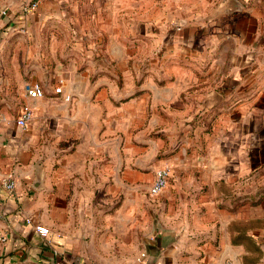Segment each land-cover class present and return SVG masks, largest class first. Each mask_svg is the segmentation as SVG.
Listing matches in <instances>:
<instances>
[{"label":"crops","instance_id":"1","mask_svg":"<svg viewBox=\"0 0 264 264\" xmlns=\"http://www.w3.org/2000/svg\"><path fill=\"white\" fill-rule=\"evenodd\" d=\"M32 1L0 0V264H264V0Z\"/></svg>","mask_w":264,"mask_h":264},{"label":"built area","instance_id":"2","mask_svg":"<svg viewBox=\"0 0 264 264\" xmlns=\"http://www.w3.org/2000/svg\"><path fill=\"white\" fill-rule=\"evenodd\" d=\"M39 5L38 0H34L29 4L24 5L22 11L30 12L36 9ZM3 12L6 13V9H3ZM26 90L28 95L31 97H40L44 95L45 91L42 85L39 83H27ZM57 92L62 91L61 86L56 87ZM33 117V107L29 103L22 105L19 115L14 119V121L21 126H26L28 121ZM11 118L4 112L0 111V126L10 123ZM172 167L168 162L162 163L155 171V179L149 187V193L151 195H157L161 193L166 185L168 184L169 178L171 176ZM16 186V180L13 174H10L3 182V187L9 191H13ZM29 222L30 218L27 219ZM35 228L42 235H47L50 232V228L42 223H36ZM1 238H3L1 236ZM146 252H142L141 256H145Z\"/></svg>","mask_w":264,"mask_h":264},{"label":"rangeland","instance_id":"3","mask_svg":"<svg viewBox=\"0 0 264 264\" xmlns=\"http://www.w3.org/2000/svg\"><path fill=\"white\" fill-rule=\"evenodd\" d=\"M131 60L133 61L134 58H132ZM143 60H144V61H151V60H152V55H151V54H147V55L145 54ZM159 156H160V160H162V159H163V156H165V154H160ZM164 158H165V157H164ZM170 165H171V164H170ZM159 166H160V165H158V167H159ZM158 167H157V168H158ZM260 172L263 173V168H261V171H260Z\"/></svg>","mask_w":264,"mask_h":264}]
</instances>
